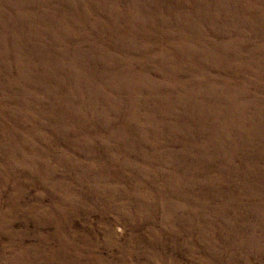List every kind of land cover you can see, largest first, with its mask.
Wrapping results in <instances>:
<instances>
[{
	"label": "rangeland",
	"instance_id": "1",
	"mask_svg": "<svg viewBox=\"0 0 264 264\" xmlns=\"http://www.w3.org/2000/svg\"><path fill=\"white\" fill-rule=\"evenodd\" d=\"M0 264H264V0H0Z\"/></svg>",
	"mask_w": 264,
	"mask_h": 264
}]
</instances>
